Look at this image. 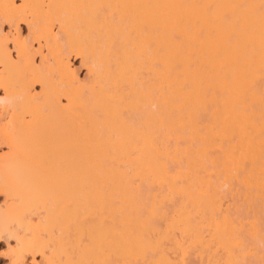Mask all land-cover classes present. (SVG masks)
<instances>
[{
	"label": "bare ground",
	"instance_id": "1",
	"mask_svg": "<svg viewBox=\"0 0 264 264\" xmlns=\"http://www.w3.org/2000/svg\"><path fill=\"white\" fill-rule=\"evenodd\" d=\"M0 85L15 152L2 182L42 211L14 264L45 243L47 264H264L244 237L264 244V0H0Z\"/></svg>",
	"mask_w": 264,
	"mask_h": 264
},
{
	"label": "rangeland",
	"instance_id": "2",
	"mask_svg": "<svg viewBox=\"0 0 264 264\" xmlns=\"http://www.w3.org/2000/svg\"><path fill=\"white\" fill-rule=\"evenodd\" d=\"M5 27V31H4V34L5 35H8L9 36V38L7 39V44H8V48H9V50H10V52H11V54H12V58L13 59H17V49L15 48V31L14 30H12V29H10V27L8 26V25H5L4 26ZM57 31L58 30H56V33H57ZM20 34H21V37H22V39L23 40H29V28L27 27V24H25V23H22L21 24V26H20ZM37 46V47H36ZM34 47H35V49H37L38 48V45L37 44H35L34 45ZM44 54H47V51L46 50H44ZM41 58H42V54L40 53V52H38V54H36L35 55V62H36V65L38 64V65H40V62H41ZM70 61H71V64H72V67H73V69L74 70H76V72H77V74H78V78L80 79V81H82V82H84V83H86V82H88V78H89V73H88V70H87V67L83 64V62H82V60H81V58L80 57H78V56H75V55H71L70 56ZM35 92H39L40 90H41V86L39 85V84H36L35 85ZM5 98H6V94H5V90H4V88L3 87H1V85H0V225L2 224V226H1V228H0V264H14V262H15V259H16V255H17V253H19L22 249H20V248H22V245L24 246V244H25V242H26V239H31V232L33 231H35V229H36V226H39L40 224V222H41V217H42V214H41V212L42 211H40L39 212V210L36 212L34 209H35V207L32 209V207H29V208H27L26 207V205L25 204H23L24 206H23V209L24 210H26L25 212H24V210L22 209V205H20V207L19 208H21V209H19L18 208V206H19V204H17V203H23L22 201L20 202L19 201V199L16 197V195H15V193L13 194V195H15V197H16V199L14 198V196L12 197V194L11 195H9L10 193H11V191H12V189H13V186H12V184L11 183H8V180L7 181H4V182H6L8 185H6V183H4V182H2V180L4 179V180H6V172H7V170L6 169H8V168H10L8 165V163H12L13 162V160L15 159L14 157H15V152H14V150L12 151V149H11V146H10V144H9V142L6 140V138H5V133L6 132H9V130H10V132L13 130V133H14V129H12L11 130V121H13L12 120V115L11 114H13L12 113V109H11V107H8V104L4 101V102H2V100H5ZM6 106V107H5ZM10 127V128H9ZM12 127H13V123H12ZM49 133V132H48ZM46 134V137L43 135V138H42V135H41V137H39V138H37V136H35L34 138H31L30 140H28V141H30V144L28 143V146L29 147H31L32 145H31V143L33 144L34 143V139L35 138H37V139H39L40 141L39 142H45L44 144H49V145H44V147L42 146V144L40 143V144H38L37 143V141H36V144H34L33 146H35V147H33L32 146V148H34V150H32V148H30V152H34V153H32V155H28L29 157H28V161L26 160V163H28L27 164V166L26 167H32V166H30V164H31V162H33V164L35 165L36 163H38V161L36 160V159H39L40 157V155H41V157L43 156V155H45L44 157H46V156H48L49 155V153H48V150H49V148L51 149V147H49V146H52L50 143H52L53 142V140L52 141H50L52 138H54V137H52L53 135H50V133L49 134ZM47 135L48 136H51V139H49V138H47ZM44 138H45V141H43L44 140ZM47 138V139H46ZM32 139H33V142H32ZM41 139H42V141H41ZM48 139H49V141H50V143H47V142H49L48 141ZM55 139V138H54ZM37 145V146H36ZM38 145H40V146H38ZM37 147V148H36ZM47 147H49L48 148V150H47ZM39 148V149H38ZM43 148H44V150H43ZM32 150V151H31ZM36 150V151H35ZM37 150L39 151L38 153H36L35 154V152H37ZM42 151H43V153H42ZM50 151V150H49ZM30 152H29V154H30ZM47 153V154H45V153ZM41 153V154H40ZM14 154V155H13ZM37 154H39V156L37 155ZM35 155V156H34ZM37 156V157H36ZM13 157V158H12ZM33 157L35 158V163H34V159H33ZM43 158V157H42ZM12 160V162H10L9 160ZM30 159V160H29ZM31 159H32V161H31ZM30 161V162H29ZM30 163V164H29ZM5 164H7V166H5ZM26 165V164H25ZM33 165V166H34ZM8 167V168H7ZM35 167V166H34ZM6 168V169H5ZM36 168H37V166H36ZM27 169V168H26ZM26 169L24 168V170L26 171ZM30 169H32V168H30ZM30 169L28 168L27 170V172H30ZM35 169V168H34ZM34 169H32V173H33V171H34ZM5 170V171H4ZM38 170V168L36 169V171ZM22 172H23V169L21 170ZM5 172V173H4ZM26 172V173H27ZM31 173V174H32ZM35 173V172H34ZM23 174V176H20V178H21V180H22V178L24 179V176H25V179L30 175V173H29V175H27V174H24V172L22 173ZM3 177H5V178H2V176ZM27 175V176H26ZM30 176H32V175H30ZM24 179V180H25ZM30 180V178H27L25 181H28V182H26L27 183V185H26V187L28 186V185H31L29 182V180ZM24 180H22V182L24 181ZM25 182H23L21 185H23ZM29 183V184H28ZM5 184V185H4ZM11 185V186H10ZM17 185H19V184H16L15 186H17ZM20 185V186H21ZM2 186H3V189H2ZM6 186V187H5ZM14 186V187H15ZM232 186V185H231ZM231 186H227V185H225V187L222 189V191H223V196H224V194L225 193H227L226 194V196H224L223 197V199H224V209L225 210H228V211H230L229 213L231 214V215H237L238 217H239V213L237 214V212L239 211L240 212V217H242L243 218V220L244 221H246V219H247V217H248V214H245V212L246 211H244V213H243V216H242V210H243V208H242V206H243V203H242V201L239 199V196L237 197V195H236V191H232V189L230 190V188L229 187H231ZM8 187H9V190H10V192H9V190H8ZM30 188H31V186H29ZM29 187H27V188H29ZM228 187V188H227ZM227 188V189H226ZM232 188H234V187H232ZM228 189L230 190V193H228ZM4 190V191H3ZM5 190H8V192H9V194L7 193V191H5ZM226 190V191H225ZM225 192V193H224ZM12 193H13V191H12ZM235 194V195H234ZM228 195V196H227ZM226 197V198H225ZM16 200V201H15ZM19 201V202H18ZM16 203V205H15V203ZM14 203V204H13ZM13 205H14V207H13ZM15 206H17V207H15ZM26 209H25V208ZM10 208H11V210H10ZM15 209V210H14ZM19 209V210H18ZM29 211H28V210ZM32 209V210H31ZM20 210H23L22 212H19ZM244 210H246V209H244ZM13 211V213H10L9 214V212H12ZM15 211V212H14ZM30 211H33V212H30ZM27 212V213H26ZM18 213H23L24 215H22V218H25V219H27V221L28 222H30V225L31 226H33L34 227V229L32 230H26V231H28V232H26L25 230H24V232H23V229L24 228H18L19 226H17V224L19 223V217L16 215V214H18ZM27 215H26V214ZM32 213V214H31ZM40 213V214H39ZM236 213V214H235ZM247 213V212H246ZM5 214H6V216H7V214H8V216L9 217H7L6 218V216H5ZM28 214H29V217H28ZM14 216V220H13V216ZM15 215L17 216V217H15ZM19 215V214H18ZM39 215H41V216H39ZM247 215V216H246ZM6 218H4V217ZM11 216V217H10ZM20 217H21V214L19 215ZM2 218H4V219H2ZM10 218V219H9ZM17 219H19V220H17ZM2 220H4V222H7V223H9V224H6L8 227H10L11 229H12V231L11 230H7V228L5 227L4 228V226L5 225H3L4 224V222H2ZM10 220H12V221H10ZM15 221V222H14ZM32 221V222H31ZM12 222V223H11ZM14 222V223H13ZM31 223H33V224H31ZM12 224V225H11ZM32 227V228H33ZM3 228V229H2ZM26 228V227H25ZM28 228V227H27ZM6 229V230H5ZM17 232H16V231ZM37 230V229H36ZM9 231H11V232H9ZM13 231L15 232V234H13ZM17 233H19V234H17ZM28 234V235H27ZM17 235V236H16ZM18 235H20V236H18ZM41 235H42V237H44V233L43 232H41ZM22 236H24V237H22ZM25 236H26V239H25ZM28 236V237H27ZM33 236V235H32ZM23 239H22V238ZM30 237V238H29ZM244 237H245V239H246V241L248 242V246H249V248H251L250 249V252L249 253H246V255L245 256H247L246 258V260L247 261H262L263 263H264V244L262 243V241L261 240H256V241H254V240H252L251 239V237H249L247 234H244ZM21 238V239H20ZM20 240H23V243L20 241ZM25 241V242H24ZM245 241V242H246ZM49 244V243H48ZM48 244L47 243H45V246L46 247H44V248H42L41 250H43L44 252H45V254L48 256V257H50L51 255V251H52V249H53V245H51V244H49V246H48ZM246 245H247V243H246ZM247 249H248V247H246ZM40 249L38 250H35L34 251V253H30V254H28L27 255V259H26V264H47L46 263V261L44 260V258H43V254H44V252L43 251H41ZM248 251H249V249H248ZM188 256H190V255H188ZM194 256V255H193ZM193 256H191L190 257V259H189V257H188V260H187V264H199V261L197 260L196 261V257H194L193 258ZM187 259V258H186ZM198 262V263H197ZM186 263V262H185ZM54 264H61V262H54ZM63 264V263H62Z\"/></svg>",
	"mask_w": 264,
	"mask_h": 264
}]
</instances>
